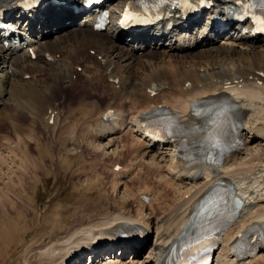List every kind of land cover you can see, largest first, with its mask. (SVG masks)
Returning a JSON list of instances; mask_svg holds the SVG:
<instances>
[{
    "label": "bare ground",
    "instance_id": "6f19581e",
    "mask_svg": "<svg viewBox=\"0 0 264 264\" xmlns=\"http://www.w3.org/2000/svg\"><path fill=\"white\" fill-rule=\"evenodd\" d=\"M21 1L0 0V8L16 9V14L9 17V26L15 29L11 33L13 40L19 43L7 48L2 40L0 44V106L8 115L7 119H0H6L5 123L8 121L14 127L12 134H15L17 146L25 139L17 124L21 121L13 124L16 114L13 115L12 111L16 103L31 102L42 107L47 115L42 125L45 127L48 121L57 125V93L68 89L73 90L77 98L73 102L66 103L65 99L60 103H66L77 120L86 110L85 118L79 123L75 121L78 125H74L73 116L59 123L56 129L58 145L74 144L73 136L77 132L78 139L82 136L91 139V148L95 152H101L103 156L110 154L111 158L123 156L120 161L125 162L109 164L110 168L105 166V170L109 168L107 172L112 177L115 194L120 188L123 191L122 197L126 200L119 202H125V208L120 206L119 210L115 203L113 209L102 216L80 218L62 232L56 231L54 238L44 242L37 255L33 254L38 264H74L83 261L85 253L90 255L88 264H165L170 259V246L181 236L195 212L200 211L202 215L199 223L202 231L227 219L232 201L224 198L216 188L223 181L237 188L244 207L216 251L213 264H263L264 249L242 262L232 253L233 246L247 232L264 224V170L257 172V167L264 163V40L252 34L249 23L230 25L223 30H216L210 24L215 15L226 18L223 12L233 4L218 0L207 12L202 25V17L189 22L200 25L194 32L189 25L181 23L175 11L170 19H163L145 30L148 33L139 36L122 32L115 23L119 12L138 0H110L103 10L109 11L112 24L102 33L93 30L95 17L74 12L72 6H79L82 0H66L65 3L48 0L44 7L34 8L24 7ZM55 27L64 29L59 42L47 41L37 45V42L34 44L21 38L23 34L26 37V33L44 35ZM180 27L185 31L177 35L178 40L171 47L180 51V60H176L169 69L146 65L134 69V65L127 63L130 56L145 58V49L149 48H152L148 52L152 53L150 58L153 60L171 53L161 51L167 49L160 48L162 40L167 38L171 42L170 34ZM5 35L3 33L0 37ZM136 36L141 37L138 39L139 42L142 40L141 43L133 41ZM145 38L150 41L146 42ZM217 38L222 40L217 50H214L215 46L209 48ZM230 58L234 60L223 69L215 68L217 61L225 63ZM118 61L127 64L124 71L118 67ZM197 61L209 63L206 73L198 72L200 62ZM63 62L68 66L62 65ZM189 64L193 67L191 71L184 68ZM56 65L58 68H54ZM76 68L82 71L78 72ZM174 70L176 79L169 83L167 71ZM37 73L38 76L35 75ZM46 75L47 80L38 85L35 80ZM109 78L118 79V84L110 83L107 91L106 79ZM98 90L100 92L96 94ZM73 104L80 107L71 109ZM101 105L105 106L102 111ZM160 109H166L175 121L178 135L174 141L154 143L142 127L144 122L160 125L163 122L161 118L152 116ZM30 115L34 114L31 112ZM239 118L242 120L240 136L244 141L243 147L227 157L223 164L204 162L211 157H205L203 151H199L195 158H179L181 153L177 149L188 144L189 147L213 146L212 157L217 156L220 160V151L227 145H230L227 150L234 147V124ZM34 130L35 127L31 137ZM121 132L127 133L128 141L118 136ZM73 151L71 149L70 153ZM11 154L8 151L7 159ZM54 157L61 160L58 165L64 161L52 151H46L37 159L30 157L33 174L45 175L46 166L53 163ZM7 159L1 158L0 179L6 176L2 164ZM141 165H146L145 172H141ZM116 166L119 167L117 171L114 169ZM7 179L10 181L9 177ZM168 191L171 195L167 194ZM143 195L149 196V201L141 199ZM1 197L0 202H3L6 198L4 195ZM129 201H137L134 210L129 207ZM129 226L137 233H133L131 241L141 239V233L152 238L149 251L142 258L140 251L134 248L113 245L119 241L116 235ZM127 251H131L132 262H123L121 258ZM103 253L107 257L96 261ZM136 258H140V262H134Z\"/></svg>",
    "mask_w": 264,
    "mask_h": 264
},
{
    "label": "rangeland",
    "instance_id": "374dc122",
    "mask_svg": "<svg viewBox=\"0 0 264 264\" xmlns=\"http://www.w3.org/2000/svg\"><path fill=\"white\" fill-rule=\"evenodd\" d=\"M202 23H204L203 20L200 22V24L202 25ZM52 26L54 27L55 25L53 24ZM23 27H25V25H23ZM62 30L64 29H59V27L56 29L55 27L54 30L51 29L44 35H33L26 33V37L25 34H23L21 38L23 37L25 38V41H31L34 44L37 42V45H43L47 41L59 42L62 39V36L60 35ZM26 31L27 30L25 28V32ZM35 31H37V29H35ZM146 33L148 32L142 31V33L138 35L143 36ZM139 36H136L133 39V41L138 44L142 42V40L140 42L138 41V39L141 38ZM145 39L146 42L150 41L148 38ZM25 41H23V43ZM162 41V46H160V48L167 49L161 51L171 53H168L157 60H153L150 58L152 53L148 52L149 49L152 48H149L145 49V58L139 59L137 56L135 58L130 56V61L127 63L134 65V69H137L141 65L169 69L176 60H180V51L173 50L171 47L174 42H169L167 38L163 39ZM214 41L212 45L209 46V48H213V46H215L214 50H217L216 47L221 45L222 40L221 38H217V40L215 42ZM260 41L262 42L261 39ZM18 43L19 42L15 40L8 41V44L11 47H14ZM232 60L234 59L230 58V60H227L225 63H218L217 61L215 68H219V70H221L225 67L224 65L229 64ZM64 61L66 62V60ZM65 62H63L62 65L67 67L68 64ZM197 62H200V68L198 69L200 74L206 73V70L210 68L207 61ZM117 65L122 71H124L127 64H125V61H118ZM54 68H58V65H56ZM184 68L187 71H191L193 69L191 64L186 65ZM76 70L78 72L82 71L81 68H76ZM167 74V82H174L176 79V71H167ZM35 75L38 76V73ZM28 77L29 76L27 75L26 78L28 79ZM109 79H106L108 83L106 85L107 91L110 90V83L114 85L118 84V79ZM46 80L47 75L45 78L41 80L36 79L35 81L38 85H40ZM115 86L113 89L116 88ZM99 92L100 90H98L96 94ZM61 96L64 98H61ZM75 98H77V94L73 90L67 89L66 91L57 93L58 103L56 104V108L59 110L56 111V113L59 112L57 114V125L52 121H48L45 127L42 125V122L44 119L46 120L47 115L45 114L42 107L35 106L36 104L31 102L30 104L29 101V104H25L22 101L16 103V106L13 109L14 111H12L13 115L16 114L14 115L15 117L13 119V124H15L17 120L21 121L17 122V124L19 128L21 127L19 131L21 130V133H23V138L25 139V141H21V143H19V146H17L15 134H12V131H14L12 129L14 127L8 121L5 123L8 117V115H6L7 111H3L4 109H2L0 106V117L6 118L5 121H1L2 119H0V124L2 125H0V151H2L0 156L1 158L3 157L7 159V156H9L7 155L8 151L12 153L11 157L2 164L4 165V169L2 171L6 173V176L0 179V198H2L1 196L3 195L6 198L3 199V202H0V264H38V261H36L37 258L34 255H37L44 242H46L48 239L54 238L53 234H55L56 231L62 232L64 228L69 226L75 220H80V218L83 219L85 217L83 219L85 220L86 218L90 219V216H102V214L110 212L113 209V206L116 204L117 209L119 210H121V208L124 206L125 202L123 204L119 202L120 200H126V198L122 197L123 191L120 188L115 194L116 191L113 189L114 183L112 182V177L107 172L110 168L109 166H112L114 163L118 162L119 164H125L124 161H120L123 160V156L120 158H111L110 154L103 156V153L95 152L91 148V139L84 136L78 139L79 136L76 134L77 132H75V135L73 136L75 138L74 141H76L74 144L59 146L57 143L56 135L58 133L56 132V129H58L59 123L65 122L69 116H73L74 125H78L76 122L79 123L83 118H85L83 114L86 110L82 112V116L78 120L74 118V114L70 113L71 110H68L66 103L73 102ZM85 98L86 96L82 97V99ZM65 99L66 103H60ZM93 101L98 103L97 99H94ZM17 104L23 106V108ZM77 107L80 106H78V104H73L70 106L71 109H76ZM35 109L36 111L34 112L33 110ZM104 109L105 106L101 105V111ZM28 111L30 113H28ZM31 112L34 114L33 116L30 115ZM19 115L21 117L18 119ZM36 117H40L41 119L39 120ZM49 123L52 124L49 125ZM81 124L79 125V128ZM34 127V134L31 137ZM29 136L31 138H27ZM118 136H120V138L125 141L129 140V136L125 132H121ZM71 149H74L72 153H70ZM46 151L56 152L62 159H64V161L60 162L58 165V161L61 160L54 157L53 163H51L50 166H46L47 172L45 175H39L37 173L33 174L34 171L30 163V157L32 159H37ZM23 156L25 157L23 158ZM22 165L24 168H27L28 172H26V169L25 171L23 170L24 168ZM105 166H108L109 168L105 170ZM140 169L141 172H145L147 167L146 165H141ZM257 169V172L259 170H264V163L261 166L259 165ZM115 170L118 169L115 168ZM8 177L10 178V181H8ZM128 184L131 185V183ZM167 194L171 195L170 191H168ZM129 204V207H131L132 210H134L138 205L137 201H129ZM124 208L125 207H123V209ZM126 209H128L127 206ZM150 240H152V238L149 236L145 245L136 247V251H140L141 258L144 257L149 251ZM129 252L125 253L121 257L122 260H124L123 262H132V255L131 253L129 254ZM105 257L107 256H105V253H103L99 256V258H97L96 261H101ZM82 259L83 261L74 262V264L90 263L87 255L83 256ZM140 260V258L133 259V261L136 263L140 262Z\"/></svg>",
    "mask_w": 264,
    "mask_h": 264
}]
</instances>
